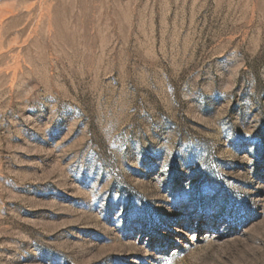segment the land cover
<instances>
[{
	"label": "rangeland",
	"instance_id": "1",
	"mask_svg": "<svg viewBox=\"0 0 264 264\" xmlns=\"http://www.w3.org/2000/svg\"><path fill=\"white\" fill-rule=\"evenodd\" d=\"M0 264H264V0H0Z\"/></svg>",
	"mask_w": 264,
	"mask_h": 264
}]
</instances>
